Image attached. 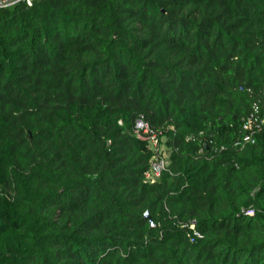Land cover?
I'll list each match as a JSON object with an SVG mask.
<instances>
[{"label":"trees","instance_id":"obj_1","mask_svg":"<svg viewBox=\"0 0 264 264\" xmlns=\"http://www.w3.org/2000/svg\"><path fill=\"white\" fill-rule=\"evenodd\" d=\"M263 89L264 0L0 9V264H264Z\"/></svg>","mask_w":264,"mask_h":264},{"label":"built area","instance_id":"obj_2","mask_svg":"<svg viewBox=\"0 0 264 264\" xmlns=\"http://www.w3.org/2000/svg\"><path fill=\"white\" fill-rule=\"evenodd\" d=\"M25 3L28 6H31L34 2V0H0V9H5V8H9L11 6H14L18 3ZM242 89V88H240ZM262 93H264V89L262 90ZM260 112V105L259 103H254L253 104V112L251 113V115H249L248 117H246L243 121V128L246 130H253L254 128L258 127V124L255 123L257 119L254 118V114H259ZM262 122H264V118L261 120ZM137 125L141 128L144 129L146 126L144 125V123L141 120L137 121ZM250 134H248L245 138L244 141H240V142H236L235 145H244L245 142L248 141H252ZM189 140L192 141H200L199 138L195 135H191L188 136ZM244 142V143H243ZM154 150V148H152ZM155 152H157V155L154 157V159L151 162V166L149 168V170L146 172V179L150 182V183H154L156 182L161 173L163 171H165L169 165V153L165 156H163V154H161V151L159 148L154 150ZM168 151V150H167ZM202 151V149H200V152ZM249 214H253V210H248ZM190 228L195 232V234L198 235V233L196 232V222L192 221L190 223ZM191 241H194V238L191 237Z\"/></svg>","mask_w":264,"mask_h":264},{"label":"rangeland","instance_id":"obj_3","mask_svg":"<svg viewBox=\"0 0 264 264\" xmlns=\"http://www.w3.org/2000/svg\"><path fill=\"white\" fill-rule=\"evenodd\" d=\"M163 140H164V138H162L160 140V139L154 137L151 140V145H152V148H154V150L159 148L161 151V154H163V156H165L166 153L168 154V151H167V148H166Z\"/></svg>","mask_w":264,"mask_h":264},{"label":"water","instance_id":"obj_4","mask_svg":"<svg viewBox=\"0 0 264 264\" xmlns=\"http://www.w3.org/2000/svg\"><path fill=\"white\" fill-rule=\"evenodd\" d=\"M149 217V214L148 213H146V218H148ZM150 221H151V223H152V220L150 219Z\"/></svg>","mask_w":264,"mask_h":264}]
</instances>
